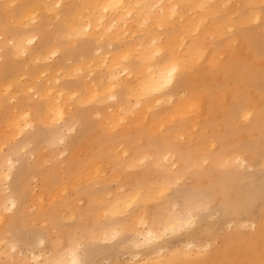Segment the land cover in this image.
Returning <instances> with one entry per match:
<instances>
[{
	"label": "bare ground",
	"instance_id": "6f19581e",
	"mask_svg": "<svg viewBox=\"0 0 264 264\" xmlns=\"http://www.w3.org/2000/svg\"><path fill=\"white\" fill-rule=\"evenodd\" d=\"M243 3L241 0H0V93L28 91L30 94L32 90L33 94L46 97L29 103L32 104L30 111L15 113L17 108L14 107V115L6 118L8 124L0 132L3 143L14 137V131H22L32 123L31 113L35 117L44 110V117L51 118L46 121L59 122L63 109L80 92L77 84L81 85L80 82H63L50 94L52 89H42L39 81H32L43 78L42 73L49 68L40 72L37 65L27 67L31 70L25 69V64L24 69L22 65L12 68L9 65L14 57L25 55L27 61L37 64L57 55L54 65L70 71L65 60L76 61L82 56L78 52H82L89 59L74 63L71 73L88 68L90 77L95 69L97 72L98 65L105 64L110 82H104L105 87L91 81L84 84L87 85V92L83 93L85 103L87 99L94 102L91 97L102 101L105 93L111 94L109 98L114 99L115 108L122 107L129 94L134 101V109L128 107L122 116L109 114L104 118L106 125L99 122L102 127L94 137L84 139L85 144L79 149L88 158L83 166L72 155L62 160L52 158L55 161L46 166L43 161L49 155L44 160L38 155L30 171H22L16 182L15 177L12 180V157L0 160V255L6 257L0 264H88L81 254L84 243L107 245L117 238L122 242L127 240L133 251L123 261L111 256V264H264V172L261 174L263 196L255 218L241 224L229 220L225 224L228 227L236 224L231 232L213 230L210 240L187 238L176 246L170 242V237L193 235L190 228L198 212L209 208L215 200L225 210L233 209L235 214L241 210L242 193L226 182L222 177L224 172L229 174L238 166L252 167L256 158H261L259 161L264 166V44L237 31L235 22L244 12ZM223 5L227 19L233 17L231 20L214 16L218 10L221 12ZM252 11L248 19L264 16V6ZM226 28L235 30L226 44L231 57L224 71L228 81L219 79L220 52H214L216 48L209 43V36L215 37ZM134 33H140L135 40H129L135 45L123 49L117 45L119 41H126V36L132 38ZM58 35H64V42L72 45L66 57L56 42ZM108 44L109 47L103 49ZM131 56L135 61H130ZM60 68L57 69L60 71ZM23 77L27 78L28 86L23 80V84L20 83ZM175 80L180 81L182 89L177 93L167 90L163 94L169 95L163 96L161 91ZM117 86L121 89L116 92ZM217 90L220 93L215 95ZM218 97L220 102H217ZM164 100L171 102V106L166 107L167 115L163 119L158 117L157 121L156 116H160L161 111L153 115L151 109ZM7 107L4 106L6 112ZM98 114L95 116H101ZM174 123L176 125L171 127ZM64 139L62 136L58 142L64 143ZM43 147L48 148L44 144ZM145 147L148 151L143 150ZM20 150L27 152L25 145ZM28 152L35 157V152ZM80 165L82 167L76 170ZM187 179L194 183L193 188L205 191L200 193L209 198L193 199L181 207L180 203L173 202L168 209L165 204H168L170 190ZM74 185H80L81 190L70 195ZM97 186L99 189L93 192ZM3 190L7 193H2ZM81 200H85V205H75ZM61 205L62 209L57 210ZM10 208L13 211L8 213ZM155 209L163 211L158 215ZM5 210L8 214H3ZM63 216L74 218L73 229L57 230L48 253L42 250L29 254L18 252L17 242L9 240L13 229L17 230L20 224L31 230L40 222L55 231ZM204 230L208 227L203 226L201 231ZM44 238L38 239V245L44 244ZM92 264L102 263L94 261Z\"/></svg>",
	"mask_w": 264,
	"mask_h": 264
},
{
	"label": "rangeland",
	"instance_id": "374dc122",
	"mask_svg": "<svg viewBox=\"0 0 264 264\" xmlns=\"http://www.w3.org/2000/svg\"><path fill=\"white\" fill-rule=\"evenodd\" d=\"M241 1L244 2L243 3L244 4V7H243V11L244 12L240 15V19L235 22L236 23L237 31L238 32H242L244 35L247 34V36H250L251 38H253V40L256 43L257 42H260L261 44H264V29H263L264 26H263V19H262V18H264V16L260 17L261 19L259 18L257 20L256 19H254V20L253 19H248V18H250V14L253 12L252 10H257L258 8H262V6H264V0L261 1V2H259V3L252 2L251 0H250L251 3H247L249 0H241ZM224 8L226 9L225 5H223V7L220 8V11L221 12H219V10H218V12L215 13L216 15H214V16H216V18H219V19L221 17L227 19L226 15H225L226 14L225 13L226 10ZM249 8H250V10H249ZM232 18L233 17L231 16L227 20H231ZM246 18H247L248 21L246 20V23H243ZM248 23H250V24H248ZM259 26H260V28H258ZM51 27L52 26H49V28H51ZM227 30L228 29L226 28V30H224V32H223L224 34L221 33V34H219V35H217L215 37H210L209 36V43H211L216 48L214 52H217V53L220 52V57L219 58H220V62H222V68H221V75H219V79H222L223 78V80H225V81H228V80L226 78V75H224V71H225L226 67L231 63L230 53H229V50L227 49L229 47L226 46V44L228 45V40L231 39V37H229V36L231 35V33L233 31H235L233 29L231 31L230 30L227 31ZM139 34H137V33L132 34L131 35L132 38H130V36L129 37L126 36V38H125L126 41L125 40H124L125 42L124 41H119L121 43H118L117 45L118 46L121 45L120 47L122 49L123 48H128L130 45H135L136 43L130 42L129 40L130 39H134L135 40V38ZM58 36L59 37H58V40L56 42H58L60 44V46L62 48V54H63V50H64L63 57H66L68 54H70V49L72 48V45H70L69 43H65L64 42V40L66 39V37L64 35H63V37L60 36V35H58ZM225 38L226 39L228 38L227 41H226ZM37 42H38V40H36V42L32 43V46L34 45L33 47H35L36 46L35 44ZM92 45H93L94 48L96 47V45L93 42H92ZM235 45L237 46L238 43H235ZM224 46H226V48H224ZM105 47H109V44L106 45V46H104L103 49ZM222 50H224V52ZM78 53H80L82 56L79 57L76 61L73 60V59H66L67 61L65 60V63H66L65 66L70 71H66L67 70L66 68H63L62 69V66L61 65H58V66H55L54 65L58 61L57 60L58 59V56L57 55L54 56V57L53 56H50L46 60V62H39L37 64L36 63H33L32 61H27V57L25 55H21V56H19V58L18 57H14L15 60L13 59V61L10 63L9 66H12V68H21L23 66L22 69H24L25 68V65H26V68L25 69H29V70H31L32 68H27L28 66H36L37 65V67L39 68V69L37 68L39 72H40V70L45 71V69L49 68L48 69V71L50 70L49 72L48 71H45L43 73L41 72L43 74V75L42 74L41 75L44 76L43 77L44 79L43 78L40 79V77H38V79L35 78L36 80H32V81H36V82L39 81L38 84H40V83L42 84V86H41L42 89H45L46 90L47 87L49 89H52V92H50V94L55 93V91L58 88V87H56L57 84H61L63 82H70V83L80 82L81 83V85L77 84V86H76V88L79 89V91H80V92L77 91L78 93L75 95L76 97H78V99L74 98L75 96L70 99L71 101H69V102L71 104L69 103V105H66V107L63 109V115L59 119L60 121L59 122L57 121L58 123L57 122L51 123L50 121L49 122L46 121V119L47 120H49V119L51 120V118L44 117V110H43L42 112H40V115H37L35 117L31 113V116L33 118L32 123L30 125L29 124L26 125L23 128L24 131L23 130L22 131H18V132L16 131V133L14 131V134L12 135L14 137H11L12 140L10 138V139L5 140V142L3 143V141H2L3 140V136L0 133V137L2 136V138L0 139V160L6 159L7 157H12V159L14 161V163L12 164V167H14V168H12V180L15 177L16 178V182H17V180L19 178V175H20V173L22 171L25 170L26 173L29 172L30 169H31V166L33 165L34 161L36 160L35 158H37L38 155H40V156L43 157L42 160H44V157H46L47 155H49L43 161V163L46 162L45 163L46 166L52 164L55 161L52 158H54V159L56 158L57 160H62V159L69 158L70 155H72L74 158H77V162H79L83 166L86 163L88 157L85 155L84 151H80L79 148H82L83 147V144H85V142H84V139L85 138L94 137V133L99 128L102 127V125L99 122L102 121L103 122L102 124L103 125H106V123H105L106 120H104V118H107V116L109 114H113V115L116 114V115L122 116V115H124L125 112H127V108L128 107H130L131 109H134V108H132V107H134V105H133V102L134 101L132 100L133 98H131L130 94L128 95L129 97L127 96V99L123 103V106L122 107L121 106H118V108L117 107L115 108L116 105L114 104V102H115V101H113L114 99L109 98L110 95H111L110 93L109 94L108 93H105L104 98L102 99V101L101 100H98L97 101V98H93V97L90 98V97H88V98H90L91 100L94 101V102H92V101H89V99H87L85 97L88 100V101L86 100L87 103H85V101H84V94H85V92H87L86 91L87 90V87L86 86L90 83V81L92 82L91 84H94V83L95 84H99L101 87H105V85H107L104 82H106L108 84H110V82H109L108 78L106 77V75H107L106 70L107 69H106V65L105 64L98 65L97 72H96V69L94 70V74L92 73V75H93L94 78L92 77V75H90V77H88L89 76V75H87L88 72H89V70H87L88 68L87 69H84L80 73H76V72L74 74L71 73V72H73L72 71L73 66L75 64H77V62H81V61H85V60L89 59V57H86V54H82V52H78ZM162 56H163V54H162ZM158 57H160V56L158 55ZM135 59L136 58L132 57L130 61L133 62V61H135ZM13 63H14V65H13ZM48 63H49V65H48ZM43 66H47V67L44 68ZM51 68H52V72H51ZM57 68L58 69L60 68L62 71L64 70V72L66 71L65 73H69V74H71V76H68L64 72L62 73V71L61 70L59 71ZM95 68H97V67H95ZM57 70L59 71V74H57V72H58ZM86 70H87V72H86ZM84 71H85V73H84ZM100 71L102 73H100ZM47 73H48V77H47ZM82 73H84V74H82ZM100 75H103V76H100ZM54 76H56V77H54ZM73 77L74 78L76 77V79H74ZM83 77H84V79L86 77V79L83 80ZM26 79H27L26 77H23V78H21V81L22 80L25 81ZM48 79H49V81L46 83L45 81L48 80ZM23 81L20 82V83L23 84ZM97 81H98V83H97ZM43 82H45L46 84L43 83ZM24 84H26V86H28V82L25 81ZM48 84H49V86H48ZM54 84H55V86H54ZM84 84H87V85H84ZM182 86L183 85L180 83V81L175 80V82H173V84L170 87L164 88L161 91V93L163 94V92H166L167 90H174V92L177 93L179 90L182 89L181 88ZM117 87L118 88L115 89L116 92H117V90L120 91V89H121L119 86H117ZM54 88L56 90H54ZM2 92L0 93V102H1L0 103V106H1L0 107V114H1L0 115V125H2V126H0V132L1 131H4L6 125L8 124V121L9 120H7V119H10L11 116L14 115L13 113L16 110L14 108L15 106L17 108V111H15V113L16 112L26 111V110H29L30 111L32 109V104L30 105L29 103L34 102V101L38 100L39 97L43 96V95H38L36 93H35L36 95L33 94L34 92L32 90H30V94H29L28 91H27V93L26 92H21L20 93V91H19V92H16L17 94H15V93L14 94H8V93L5 94V92H4V94L6 96ZM218 93H220V90H217L215 92V95H217ZM164 94H163V96L169 95L167 93H164ZM18 95H20V96H18ZM11 96H13V97L11 98ZM15 96H16V98H15ZM28 97H30V98L28 99ZM43 97H44V99L46 98L45 96H43ZM32 98H33V101H31ZM80 98H81V100H80ZM219 98L220 97L217 98L218 99L217 102H220V99ZM5 100H7V101H5ZM83 101H84V103H83ZM17 102H19V103H17ZM105 102H106V104H105ZM85 104H86V106H85ZM71 105H72V107H71ZM103 105L105 107H103ZM125 105H126V107H125ZM169 105L171 106V102L169 103V102H166V100H164L161 103H159L156 106H154L153 109H151L153 115L154 114H157V112H160L161 111L160 116H156V119L155 120L158 121L159 120L158 117H160V119H163L164 118V115H167V111H166L167 109H166V107H168ZM4 106H8L9 107V108L7 107V110H8L7 112H6V109L4 110ZM22 106H24V107L21 109L20 107H22ZM29 106L31 108H29ZM108 106H110V109L107 108ZM111 106H113V107H111ZM99 108L100 109H103V110L101 111V110H99ZM82 109H84V110H82ZM78 110H80V111H78ZM97 111H98V113H101V116H95V114H98ZM115 111H118V112H115ZM83 112H85V113H83ZM94 112H95V114H94ZM7 113H9V114L7 115ZM103 113H104L105 116L103 115ZM42 114H43V116H42ZM73 115H75L76 117H74ZM8 116H10V118ZM77 116H78V118H80L79 119L80 121L78 120ZM89 116H91L92 120L90 119ZM64 117H66V118L65 119H62ZM81 118H82V120H81ZM122 120H126V119H122ZM241 120H242V123L244 125L247 124V121H245V119H241ZM1 121H2V123H1ZM65 122L66 123L69 122V123L66 124ZM50 124H52L54 127L52 125H50ZM3 125H5V126L3 127ZM37 125H39V126H37ZM63 125H65L64 128H60ZM174 125H176V123H174L173 126H171V127H174ZM28 126H29V128H28ZM50 128L51 129L54 128L52 130L53 132L51 131ZM65 129H67V131H65ZM42 130H44V132ZM41 131H42V133H41ZM24 133L27 136H24L25 135ZM54 133H56V134H54ZM16 134H18V135H16ZM49 135H51V136H49ZM62 136L65 138L64 140H66V141H64V143H59L58 142L59 141L58 139H60ZM15 137L17 139L14 140L13 138H15ZM56 137H57V139H56ZM52 138H53V140H52ZM50 140L52 141L53 144L51 143ZM55 140H57V141L55 142ZM155 140L156 139H154V141ZM11 142L13 143L12 145H11ZM29 143H31V144L29 145ZM159 143H161L163 145L162 142H159ZM251 143H253V141H251ZM43 144H44V146H46V148L47 147L48 148L45 149L43 147L44 149H42ZM54 144L56 146H53ZM58 144H59V146H58ZM4 145H6V146H4ZM24 145L26 146V149H27L26 151L27 152H25V151L22 152V150H20L22 148V146H24ZM20 146H21V148H20ZM50 147H52V148H50ZM55 147H58V148H55ZM67 147H68V149H66ZM163 147H164V145H163ZM34 148H35V150H34ZM148 149L149 148L145 147L143 150H147L148 151ZM50 150H52L53 152L50 151ZM15 151H16L17 154L15 153ZM28 151L35 152V157H33L31 154H29ZM43 152H45V153H43ZM50 152H51V154H50ZM61 152H63V153L61 154ZM12 153L15 154V155H13ZM40 153H43V154H40ZM46 153H48V154H46ZM56 153H57V155H55ZM8 155H11V156H8ZM58 155H59V157H58ZM21 157L23 158V160H22ZM14 159L15 160H18V161H15ZM259 160H261V158H256L254 160V162L252 163V167H249L248 166V167H244L242 169L240 166H238V167H235L234 169H232L233 171L230 172L229 174H227L226 172H224L222 174V177L226 180L227 183H229L230 185H232L233 187H235L237 190H239L242 193L241 198H240L241 204L239 205V206H241V210H239L235 214V211L233 209L225 210L223 208L222 204L219 203L218 200H215L214 202H212V204H211V206L209 208H206L205 210L198 212L197 220L194 223V225L192 226V228H190V231L193 233V235L190 234V235H179V236H176V237L175 236L174 237H170L171 238V240H170L171 244H175V246H176L177 244L180 243L181 240H184V239H187V238L188 239H195L197 241H199V240H201V241L210 240L209 234L213 230H216L219 233H228V232H231L232 228H234L237 223H240L241 224L246 219H250L251 218V220H252L253 218H255L256 215H257V213H258L259 206H260V197L263 196V194L261 193V188L263 186V178H262V175L261 174L264 172V166H262L263 163L260 162ZM27 162H28V164H26ZM81 165L78 166V167H76V170H78L79 168H81L82 167ZM5 167L6 166H3V168H5ZM31 183H33V184H31V187H33L34 186V180ZM193 184L194 183L191 180L189 181L187 179L184 182L181 181V182L177 183L176 185H174V187L170 190V192L168 194L169 201L167 202L168 204H165V206L167 205L166 207L168 209H171V203H173V202H177L178 204L180 203L179 206L181 207V205L186 204V203H190V202H192V201H194L196 199H201V198L208 199L209 198V197L207 198V197L204 196L205 194H203V193H206L205 191H199V190H196L195 188H193L192 187ZM96 189H99V186H97V188H93V192H95ZM80 190H81L80 185H74L71 188L70 195L78 194V192ZM5 191L3 190L2 193H4V194L7 193ZM200 192H203V193H200ZM86 199H87V197H86ZM184 201H185V203H184ZM75 205H77V206L85 205V200H81L80 202L75 203ZM10 209H7V210H9L8 213L10 211H13V208H10ZM61 209H62V205L57 210H61ZM7 210H5L3 212V214L4 213H7ZM161 210L160 209H155V213L159 215V213L163 211V210L162 211ZM55 211L53 212V214H55ZM215 211H217L219 213H217V212L215 213ZM203 218H206V219L203 220ZM4 220H5V218H4ZM229 220L232 221V222H235V221H237V222H236V224L233 223L234 225H232V227L231 226L228 227V224L227 225H225V224ZM74 223H75L74 218H68V217L66 218V216H63L62 219H59L58 220L57 224L59 226H58V228H54V229H56L55 231L50 230V228H47L45 225H43L44 223H40V222H37L35 224V228H33L31 230L26 229L23 225L20 224L18 226V229L17 230H16V228L13 229L14 231L11 234L9 240H14V241L17 242V245H18V249L17 250H18V252H21V253L25 252L26 254H29V252H31V251H34V252H37L38 251V252H40L42 250V252L44 251L45 253H48V252H50V249H52V244H53L52 243L53 242L52 240L53 239L55 240L56 237H57V235L55 234V232L57 230H60V229L62 230V231L60 230V232H65L66 230H71V229H73V224ZM37 225H39V226H37ZM40 226H41V228H40ZM203 226H207L208 227V230L207 231L206 230L201 231V228ZM45 227H46V229H48V231H45ZM243 229H247V228H243ZM63 230H65V231H63ZM42 231H44V232L42 233ZM43 234H44V237L45 238L43 237ZM125 235L127 236L128 234H125ZM186 236H188V237H186ZM40 237L41 238H44V240H45V242H44L43 245H40V244L38 245V243H39L38 242L39 241L38 239H40ZM50 240H51V242H49ZM126 242H127V240L125 242H122L118 238L115 239V240H113L110 243H107V245H101V243L99 244V242L96 245L92 244L91 242H86V243H84L82 245L83 247L81 248V254L87 259L88 264H92V262H94V261H98V262H100L102 264H111V262H110V260L112 261V259H110L111 256H112L111 258L114 257V258H117L119 261H123L124 258L129 257L128 256L129 253L133 251V248H131V246H129L130 244H128L129 242H127V243ZM218 242H219V240H217L215 243H218ZM50 246H51V248H50ZM2 255H0V258H1L0 259V263L1 262L4 263V261H6V259H4V258H6L5 255H3V256ZM31 264H36V263L35 262H32Z\"/></svg>",
	"mask_w": 264,
	"mask_h": 264
}]
</instances>
